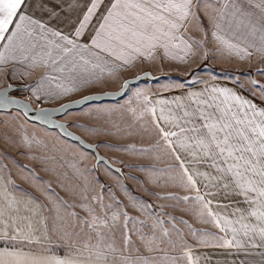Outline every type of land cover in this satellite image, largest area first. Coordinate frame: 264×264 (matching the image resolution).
Returning a JSON list of instances; mask_svg holds the SVG:
<instances>
[{"label":"snow or ice","instance_id":"snow-or-ice-1","mask_svg":"<svg viewBox=\"0 0 264 264\" xmlns=\"http://www.w3.org/2000/svg\"><path fill=\"white\" fill-rule=\"evenodd\" d=\"M201 14L220 45L241 59L264 57V0H0V73L6 68L8 76L20 67L49 69L36 81L33 94L37 100L41 95L67 96L105 77L116 78L137 63L194 56L203 40L191 36L188 28L195 21L207 35ZM258 72L264 75V69ZM197 83L202 81H191L193 87ZM128 84L125 79L120 94ZM252 84L264 95V85ZM11 87L0 88V109L16 104L31 110L28 102L9 96ZM92 98L83 95L55 111ZM135 98L142 99V106L127 111L140 120L150 117L157 137L140 151L172 161L163 169L149 165L159 173L153 179L186 193L152 194L190 204L193 214L216 231L192 229L188 221L167 212L162 219L151 202L133 196V206L152 218L149 224L129 215L127 206L121 210L114 196L109 204L94 190L89 195L87 187L79 193L80 203L71 205L46 188L56 204L48 216H41L33 208L42 207L38 198L17 196L19 186L0 174V264H218L207 249L258 254L264 264V107L232 88L214 85L171 100H153L141 91ZM37 111L48 119L50 110ZM101 159L97 155L98 163ZM177 224L188 226L191 241Z\"/></svg>","mask_w":264,"mask_h":264},{"label":"rangeland","instance_id":"rangeland-1","mask_svg":"<svg viewBox=\"0 0 264 264\" xmlns=\"http://www.w3.org/2000/svg\"><path fill=\"white\" fill-rule=\"evenodd\" d=\"M201 18L203 19V14H201ZM203 24L207 32L206 36L199 29H190L191 36L197 40H203V47L195 48V55L184 65L186 71L182 73L180 62L172 60L170 66L166 65L171 68L170 71L163 72L169 75L163 78L172 83L184 82L187 85H190L193 79L206 82L217 78H232L236 82L250 83L252 91L264 97L260 90L252 84V81L255 80L264 85V75L258 72V69H264V59H256L250 63V68L244 69V65L243 69L240 70V65L233 59L226 57L213 43L211 23L207 19H203ZM234 67L240 69L235 70ZM135 69V67L131 69L129 74L124 72L127 75L123 73L121 78L118 76L116 79L110 80L107 84L108 89L109 87H114V90L119 89L126 78L138 74ZM143 84L140 82L131 86L125 96L116 102H105L100 105L90 104L79 110L71 111L63 117L64 120L70 122L73 130L87 140L98 143L100 151L108 156L113 163L123 166L124 177L104 163H100L96 168V156L93 152L86 150L79 143L63 137L56 130L30 122L19 111L0 112V167L14 181L24 180L23 177L28 176L27 185H30V182L40 185L36 189H27H34L41 195L47 216L50 214L48 209L53 208L56 204V198L55 195L46 192V188L51 187L55 194H58L71 205L80 203L79 193L87 187L89 188V195H92V190H94L96 194L103 195L106 203L112 204V197L114 196L115 200L121 202V210H125V206H127L126 210L129 215L144 219L149 224L152 223V218L147 213L142 214L138 206H133V196L142 201L151 202L155 206L153 211L162 219H167L163 216V213L167 212L188 221V225H191L192 229H201L198 224L199 219L191 211L190 204L185 205L173 200L157 199L152 194L155 192L163 196L173 192L183 196L186 193L176 185L165 184L163 180L157 183L153 179L159 173L148 166L154 165L155 169L166 168L169 163H172L168 157L160 155V158L157 159L158 154L155 152H152L155 154L154 156L152 153L140 151V149H147L148 144L146 145L144 142H147V133L150 135L148 138L153 141L151 144H155V135L151 131L152 125L147 123L144 129H139L138 124L131 123L133 116L127 111V108L136 106L132 105V96L140 91V88L142 89ZM1 86L5 85L0 83V88ZM40 102L38 101V104ZM44 102L43 100L40 106H45ZM33 104L35 105L34 102ZM140 105L142 104L140 103ZM121 118L127 122V129L123 131L125 142L122 143L119 139L124 146L120 142L117 144L115 142V136L121 135L120 131H115L116 124L120 123ZM100 121H108L111 128L107 129L105 124H100ZM117 126L120 127V125ZM89 127L95 131H88ZM24 137H27V142ZM151 144L150 146H152ZM122 147L124 151H122ZM133 147L135 151H131ZM153 159L155 160L154 164ZM27 170H31V173L39 179H33ZM173 205L177 206L173 207ZM75 211L82 216L85 215L79 207L75 208ZM51 214L55 215V212ZM177 226L191 241L192 235L188 226L182 224H177ZM144 231L149 230L144 229ZM173 238H177L175 234H173ZM133 240L139 243L135 234Z\"/></svg>","mask_w":264,"mask_h":264},{"label":"crops","instance_id":"crops-1","mask_svg":"<svg viewBox=\"0 0 264 264\" xmlns=\"http://www.w3.org/2000/svg\"><path fill=\"white\" fill-rule=\"evenodd\" d=\"M224 2H225V0H220L221 4H223ZM191 28L197 29L195 21H192V23L189 25V28H188L189 34H192V32H190ZM211 28H212V33H213V31H215V29L212 27V24H211ZM211 36H212L211 38H212L213 43L223 52V54H225L226 57L233 59L234 61L237 62L238 65H240L241 69L234 67L235 70H239V69L242 70L244 65H245L244 69H248L251 67L250 63L252 61H255L256 59L259 60L260 58L264 59V57H261L260 55H256V54H254L252 57L241 59L239 56H237L235 54V52H231L225 46L220 45L215 40L213 35H211ZM194 52H195V48H194ZM192 57H193L192 55H189L184 61H180V60H173V61L180 62V69L183 70L182 71V73H183L184 71H186V66H184V65H186L188 60H190ZM171 62H172V59H165L161 62V60L159 58L156 59L155 61H145L144 63H137L135 66V68H136L135 71L140 73V72H143L146 70H151L155 73H159V72L163 73L166 71H170L171 68L170 67L168 68L166 65L170 66ZM133 68H130L129 70L124 71V72L129 74L130 70ZM7 71H8V69L6 68L4 70V72L0 73V83L7 85L8 82H12V83L23 85V88L19 91V95L30 100V101H32V102H34L35 106H39V107H42V106H40V103L43 102V100L45 101L44 102L45 106L46 105L56 106L57 104L59 105V103H63L65 101L86 95V93H89V92L92 93V92H101V91H106V90H114V87H109V89H108L107 84L110 80L116 79V78H111V77H105L101 81L90 84L88 87L81 89L79 92H74V93L68 94L67 96H59V97H44L41 95V98L39 100H37L36 96L32 92V88L35 86L36 81H38L43 75H45L46 72L50 71L49 69H45L43 67H40V68H36V69L32 70V69H28L26 67H20L17 69V72L11 76L6 75ZM22 72H25L27 74L21 75ZM124 72H122L119 75L120 78L122 77V75L126 74ZM178 73L181 74V72H178ZM242 73H245V71H242ZM142 83H144V84L142 85V89L140 88V91L146 92L150 96V98H152L153 100H155V99H169V100H171L172 98H174L176 96L183 95L184 93H186L189 90L197 91V90L203 89L205 86H213L214 85L217 87L232 88L235 92L239 93L240 95L244 96L245 98H247L249 100H252L258 106L264 107V97L258 95V93H256V92H253L251 87H250V83L236 82L232 78H230V79L229 78H226V79L217 78L214 80H209L206 82L196 84L194 87L192 86V84H190V85H187V87H185L184 89L174 87V85H176L177 83H175V82L172 83L170 81H166L164 78L160 79V80H152V81L147 80V81L141 82V84ZM38 101H41V102L38 104ZM116 101H105V102L109 103V102H116ZM132 101H133L132 105H134V106L136 105L135 107H137L138 104L143 103L142 99L139 102L136 100L135 93L132 96ZM105 102L92 103V104L100 105V104H104ZM86 106H88V105H86ZM14 111H16V110H14ZM72 111H75V110H72ZM157 111H159V106H157ZM131 123L132 124H134V123L138 124L137 127L139 129H144V127H146L147 123H149V125L151 124L150 123V117H148V116H145L143 120L137 119V117L133 116V120ZM34 124H37V123H34ZM100 124H102V125L105 124L107 129L111 128V124L108 123V121H106V122L100 121ZM38 125H40V124H38ZM117 125H120V127ZM126 125H127V122L124 121L122 118H121L120 123L116 124L117 129L115 128V131L121 132L120 136H118V135L115 136L116 144H117V142H120V140L122 143L125 142V139L123 138V133H124L123 131H125L127 129ZM40 126H42V125H40ZM149 136L150 135L147 133V136H146L147 142L144 141L146 145L148 144L147 148H149L150 144L153 143V141H151V139L148 138ZM156 139H157V137L155 136V138H154L155 142H156ZM122 143H121V145L124 146ZM122 151H124L123 147H122ZM131 151H135L134 147L131 149ZM152 155L155 156L154 153H152ZM152 162L154 164L155 160L153 159ZM123 169H124V167H123ZM0 174H3L5 177L9 176L1 167H0ZM15 183L19 186V189L24 190V191H20L18 189L16 192L17 196H19L25 200L28 199L27 194H31L32 196L37 197L42 207L36 208V205L33 204V208L36 209L40 213L41 216L46 217L47 213H46V209L44 206L43 199L41 198V195L39 193H37L36 190H34L37 187H40V185H37L36 183H33V182H30V185H27V182L25 180H20V181L15 180ZM27 188H34V189L28 190ZM198 224H199V227L201 229H204L207 231H212V232L216 231V229L210 223L209 224L203 223V222H201L200 219L198 221ZM206 251L209 252L213 256V260L218 262V264H233V261H236L237 264H241V262H243V261H247V264H259V261H260V257L258 254H254L252 256L246 257L243 254H240L238 256L234 255V254H228L225 250H222V249H216V250L207 249ZM253 251L256 252V250H253Z\"/></svg>","mask_w":264,"mask_h":264},{"label":"water","instance_id":"water-1","mask_svg":"<svg viewBox=\"0 0 264 264\" xmlns=\"http://www.w3.org/2000/svg\"><path fill=\"white\" fill-rule=\"evenodd\" d=\"M145 73H150V75L145 76ZM168 75H169L168 73L155 74L151 70H146V71L140 72L134 76L126 78L129 81V84H128L127 89L124 90L123 94H120L121 87L119 89H116V90H106V91H101V92L89 93L86 95L92 96L93 97L92 99L88 100L85 103L79 104V105L73 104L70 109H66L64 111H55V110L60 109L62 104H68L70 101L78 100L81 97L65 101V102H63L59 105H56V106L46 105V106L38 107V106H35L32 101H30V100H28V99H26V98H24L18 94V91H20L23 88V85L8 82L7 85H5L1 88H7L8 85L11 84L12 87L8 89L9 96H11L14 99L23 100V101L28 102L31 105V110L26 111L25 109H23L22 107H20L16 104H8L5 108L0 109V112H11L14 110L20 111L30 122L40 124V125L45 126L49 129L57 130L63 137H65V138H67L73 142L79 143L86 150L93 152L94 155L96 156V163H95L96 168H98V165L100 163H104L108 167H110L111 169L118 172L120 175H122L124 177V169L122 166L113 163L108 156L104 155L100 151L98 143H94V142L87 140L81 134H79L78 132L73 130L71 128L70 122L64 120L63 117L68 112H70L72 110L81 109V108L85 107L86 105H89L92 103H101V102H105V101L120 100L125 96V94L130 89L131 86L136 85L142 81L158 80V79L166 77ZM136 77H140V78L137 79ZM106 92L107 93H115V95H104V93H106ZM40 108H45V109L50 110V115H49L48 119L41 118L40 113L37 111ZM61 124H64L66 127L65 128L59 127V125H61ZM67 133H72V135L69 136V135H67ZM97 155H99L100 157L103 158L100 160L99 163L97 162Z\"/></svg>","mask_w":264,"mask_h":264}]
</instances>
